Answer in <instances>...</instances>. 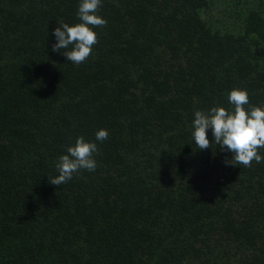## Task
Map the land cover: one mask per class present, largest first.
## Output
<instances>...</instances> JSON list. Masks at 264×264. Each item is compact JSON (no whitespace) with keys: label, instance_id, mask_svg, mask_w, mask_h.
<instances>
[{"label":"trees","instance_id":"trees-1","mask_svg":"<svg viewBox=\"0 0 264 264\" xmlns=\"http://www.w3.org/2000/svg\"><path fill=\"white\" fill-rule=\"evenodd\" d=\"M79 2L0 0V264H264V161L192 136L233 88L264 105V0H102L75 64L52 33ZM101 128L95 171L51 184Z\"/></svg>","mask_w":264,"mask_h":264},{"label":"clouds","instance_id":"clouds-1","mask_svg":"<svg viewBox=\"0 0 264 264\" xmlns=\"http://www.w3.org/2000/svg\"><path fill=\"white\" fill-rule=\"evenodd\" d=\"M102 0H80L77 11L79 23L70 25L58 22L53 30L55 43L52 50L60 52L75 64L84 62L97 43V33L93 26H102L107 20L99 14ZM231 110L224 106H213L207 111L197 110L192 121V136L199 149H207L212 143L231 152L233 164L250 166L252 161H264V105L253 106L249 103V93L244 88H233L228 93ZM247 105V107H245ZM211 130L213 140L208 132ZM109 132L105 128L98 129L95 140H86L79 136L75 143L68 146L66 153L58 157L56 169L58 175L49 177L53 185H62L73 178V174L81 169L95 171L97 161L94 153L98 152L96 141H104Z\"/></svg>","mask_w":264,"mask_h":264}]
</instances>
